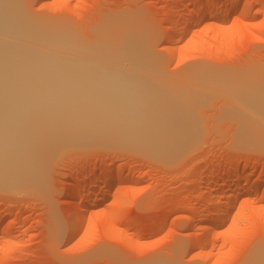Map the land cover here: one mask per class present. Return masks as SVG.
I'll return each mask as SVG.
<instances>
[{"label":"rangeland","instance_id":"obj_1","mask_svg":"<svg viewBox=\"0 0 264 264\" xmlns=\"http://www.w3.org/2000/svg\"><path fill=\"white\" fill-rule=\"evenodd\" d=\"M210 1L19 0L26 15L47 25V72L72 77L73 68L52 63L81 50L101 63L120 53L121 75L159 100L147 102L150 117L130 119L134 125L48 128L42 179L0 187V264H251L263 255L264 134L244 126L231 91L264 97V0H216L221 7L200 14ZM186 23L174 53L168 37ZM55 95L51 117L110 114ZM153 130L171 141H154ZM151 144L173 145L175 153L163 159L138 148ZM93 189L95 198L81 202ZM210 197H222V216L205 244L198 225ZM77 207L84 212L72 238Z\"/></svg>","mask_w":264,"mask_h":264},{"label":"bare ground","instance_id":"obj_2","mask_svg":"<svg viewBox=\"0 0 264 264\" xmlns=\"http://www.w3.org/2000/svg\"><path fill=\"white\" fill-rule=\"evenodd\" d=\"M219 7L221 4L213 0L201 5L198 12L202 14L207 9L214 10ZM241 9L245 10L247 7L243 5ZM238 10L239 8L235 7L232 13ZM24 12L19 0H0V187H10L42 179L39 164L42 151H45V146L47 148V131L50 126L81 129L93 125L100 127L98 123L104 122L134 125L130 119H134V122L137 123V119L150 117L148 114L152 109L146 107L147 102L153 104V101L159 100L158 94L146 92L145 87L132 83L127 76L121 75L122 70L126 67L123 66L121 61L123 55L120 53L109 55L101 63L95 53L81 50L76 52L77 54L75 53V58H70V55L59 56L52 63L54 68L61 66L67 69L73 68L71 69L74 72L71 74L72 77L67 75L68 71L61 72V69L53 71V73L47 72V25L45 22L32 20ZM199 20L200 17H197L193 23ZM188 25L190 24L186 23L182 28L174 27L172 29L168 38L174 42V53L179 52L180 47L177 40L188 31V27H190ZM108 69L112 70L110 74H106L109 72L106 71ZM220 80L215 77L210 85L220 86L217 82ZM206 85L209 86V84ZM231 92L237 96L235 104L245 110L247 118L243 116L244 126L255 133L264 134V97L261 96L260 91L238 88ZM51 95H55V99L60 102L72 101L73 106H77V108L109 110L110 114L109 116L96 113L84 114L79 117L65 115L51 117L47 114V103H49ZM62 109H66V106H63ZM141 110L143 113L140 112ZM111 111H120V113ZM110 116H113L114 120ZM151 133L156 142L171 141L164 133L154 130ZM138 148L153 154L154 157L163 159L171 158L176 149L170 144H151ZM118 175L117 171L116 174L108 176L106 180L108 188ZM248 177L246 176V181H252V178ZM96 195L97 189L89 190L80 198L81 202L95 198ZM260 195L264 196V188L260 191ZM221 198L210 197L208 204H205L208 213L203 212L205 215L200 216L198 228L205 233V244L212 241L211 230L219 224L222 216L220 214L222 212L218 208L222 201ZM83 212L84 207H77L73 210L71 225L73 223L77 225L73 226L72 238H76L81 230L80 219ZM109 227L106 226L105 229L109 231ZM152 229L154 230V227ZM198 239L196 235L193 243L197 244ZM251 262V264H264V252L263 255H260L259 252L255 253Z\"/></svg>","mask_w":264,"mask_h":264}]
</instances>
